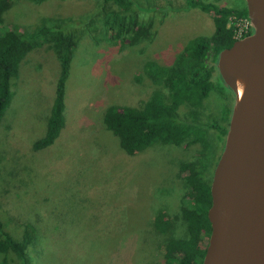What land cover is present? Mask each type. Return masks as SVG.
<instances>
[{
	"label": "rangeland",
	"instance_id": "rangeland-1",
	"mask_svg": "<svg viewBox=\"0 0 264 264\" xmlns=\"http://www.w3.org/2000/svg\"><path fill=\"white\" fill-rule=\"evenodd\" d=\"M5 27L32 31L55 27L77 44L65 81V124L50 146L34 150L46 122L60 74L47 44L26 54L11 81L12 98L0 119V219L19 238L33 227L26 264L163 263V243L153 228L156 211L173 221L170 235L183 234L179 219L186 188L183 162L196 159L201 143H152L127 154L103 122L112 104L139 107L160 86L146 74L148 62L170 65L190 40L214 31L212 13L186 0H129L130 13L148 24L140 40L109 39L104 20L117 7L102 0H11ZM244 8V0H201ZM214 71V88L203 100L199 123L209 144L204 157L211 177L221 153L217 132L222 104L234 94ZM178 113L185 118L188 108ZM190 117V116H188ZM2 255L0 254V261Z\"/></svg>",
	"mask_w": 264,
	"mask_h": 264
},
{
	"label": "trees",
	"instance_id": "trees-1",
	"mask_svg": "<svg viewBox=\"0 0 264 264\" xmlns=\"http://www.w3.org/2000/svg\"><path fill=\"white\" fill-rule=\"evenodd\" d=\"M102 1L104 4H113L117 7V10L113 8L104 12L107 13L104 20L105 34L109 39L116 40L129 34L127 38L130 39V43H135L146 35L151 22L146 24L137 20L136 16L134 19L130 16L131 1ZM186 2L190 7H198L212 13L213 33L208 37H197L187 42L170 65H158L149 61L146 74L160 87L155 89L139 107L112 104L103 114L106 128L117 136L120 147L130 155L156 142L173 145L201 143L204 147L196 159L180 165L181 171L188 172L183 178L186 191L179 207L183 234L170 235L174 225L172 219L165 211H156L153 228L163 243V263L148 264L202 263L211 231L207 210L211 205L212 175L210 177L206 174L208 163L204 155H207L209 144L205 129L192 122L196 120L199 123V108L215 86L212 76L217 70L220 51L231 46L235 41L232 31L226 26L228 16L231 14L247 16L246 6L225 7L211 2L204 3L201 0H186ZM11 3V0H0V119L12 98L11 81L18 76L19 65L28 52L47 44L53 49L60 62V74L45 133L32 144L34 150H39L53 144L64 127L65 81L77 41L72 33L65 32L58 26L61 23H55L56 28L43 25L32 31L5 27L3 15ZM181 105L188 108L185 118L178 113ZM230 113L228 105H224L221 118L227 124H220L217 121L209 124V127L217 132L216 137L217 141L221 142V151ZM33 231V227L26 226L22 235L15 238L5 230L0 219V254L2 255L0 264H26V249L32 242Z\"/></svg>",
	"mask_w": 264,
	"mask_h": 264
},
{
	"label": "water",
	"instance_id": "water-1",
	"mask_svg": "<svg viewBox=\"0 0 264 264\" xmlns=\"http://www.w3.org/2000/svg\"><path fill=\"white\" fill-rule=\"evenodd\" d=\"M244 1L253 31L217 60L235 101L212 174L201 264H264V0Z\"/></svg>",
	"mask_w": 264,
	"mask_h": 264
},
{
	"label": "built area",
	"instance_id": "built-area-1",
	"mask_svg": "<svg viewBox=\"0 0 264 264\" xmlns=\"http://www.w3.org/2000/svg\"><path fill=\"white\" fill-rule=\"evenodd\" d=\"M232 31L234 40L241 39L252 33L253 27L248 16L231 14L228 16L227 25Z\"/></svg>",
	"mask_w": 264,
	"mask_h": 264
},
{
	"label": "flooded vegetation",
	"instance_id": "flooded-vegetation-1",
	"mask_svg": "<svg viewBox=\"0 0 264 264\" xmlns=\"http://www.w3.org/2000/svg\"><path fill=\"white\" fill-rule=\"evenodd\" d=\"M234 94V93H233ZM227 99L228 98H224V100L226 101V103H224V104H222V108H223V106L224 105H228V107H229V109L231 110V112H232V109H233V105H234V102H233V104H231V103H227ZM234 101H235V96H234ZM222 108H221V110H220V117H219V123L220 124H227L225 121H223L222 120V118H221V113H222ZM230 116H231V113H230ZM229 120H230V118H229ZM228 124H229V121H228ZM226 136V135H225ZM224 144H225V138H224ZM223 148H224V145H223ZM223 150V149H222ZM222 152V151H221ZM221 154V153H220ZM220 156V155H219ZM218 159H219V157H218ZM217 163V162H216ZM213 174V173H212Z\"/></svg>",
	"mask_w": 264,
	"mask_h": 264
}]
</instances>
